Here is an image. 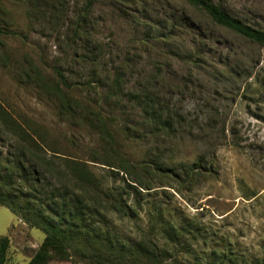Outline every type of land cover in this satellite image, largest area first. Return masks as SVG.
<instances>
[{
    "label": "rangeland",
    "instance_id": "374dc122",
    "mask_svg": "<svg viewBox=\"0 0 264 264\" xmlns=\"http://www.w3.org/2000/svg\"><path fill=\"white\" fill-rule=\"evenodd\" d=\"M204 1L264 32V0ZM0 29V169L75 219L49 264H264V46L184 0H0ZM1 237L27 264L44 234L0 207Z\"/></svg>",
    "mask_w": 264,
    "mask_h": 264
},
{
    "label": "trees",
    "instance_id": "16d2710c",
    "mask_svg": "<svg viewBox=\"0 0 264 264\" xmlns=\"http://www.w3.org/2000/svg\"><path fill=\"white\" fill-rule=\"evenodd\" d=\"M189 6H192L202 11L210 21L219 27L225 28L241 38L264 46V32L252 29L245 26L235 19L228 16L226 13L221 11L215 6L208 4L204 0H184ZM175 28L176 23H172ZM5 34L0 29V36ZM57 74L58 81L61 85H66L64 76L54 69ZM56 90L59 86L56 85ZM142 88V87H141ZM145 89L139 93L130 94L132 96L130 101L134 102L144 113L147 110H151L150 114L147 115L154 119H161V110L157 104L149 100ZM146 115V114H145ZM18 138L31 142L32 144H38L35 138L28 131H19L15 133ZM24 141V142H25ZM28 144V143H27ZM24 147V146H23ZM36 147H38L36 145ZM20 154H23L20 152ZM71 164L70 171L72 178L75 183L82 180V176L86 174L83 168L79 167L78 163L69 162ZM6 166L0 169V207L7 208L15 217L20 218L30 228L40 230L44 234V238L33 256L29 259L27 264H49L51 260L57 259L59 261L72 260L69 252V244L73 233V224L75 219L69 216V219L65 220V205L59 207V211H49L48 207L43 206L37 207L36 204L39 202L36 197L38 193L32 194L33 190H24L22 187L21 179L24 182H39L38 171L36 170H24L20 163H14L6 161ZM18 171L22 173L24 177H19ZM26 174H28L26 176ZM34 178V179H33ZM22 202V203H20ZM64 200L62 201V203ZM66 203V202H65ZM62 210V211H61ZM9 247V241L7 237L0 238V264H6L7 251Z\"/></svg>",
    "mask_w": 264,
    "mask_h": 264
}]
</instances>
